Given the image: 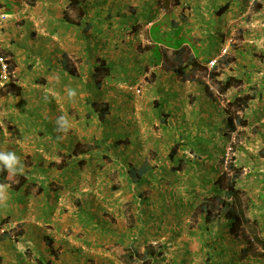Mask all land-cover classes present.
I'll return each mask as SVG.
<instances>
[{
  "label": "rangeland",
  "instance_id": "rangeland-1",
  "mask_svg": "<svg viewBox=\"0 0 264 264\" xmlns=\"http://www.w3.org/2000/svg\"><path fill=\"white\" fill-rule=\"evenodd\" d=\"M22 1L24 5L19 14L22 23H18V27L15 25L14 34L24 50L31 46L34 40L30 36L31 26L36 18L40 20L45 8L40 0ZM175 2L128 0L127 4L125 0H115V5L121 3L120 7L126 8L127 17L133 16L130 23L119 21L120 15L111 13V7L99 8L98 11L105 12L98 16L101 31L108 37L101 38V48L112 42L110 49L119 56L118 69L110 79L103 75L96 76L93 81H89L87 75L84 80L79 79L85 72L75 69L73 75H63L71 82L63 85L60 93L68 94L70 89L75 94L94 92L102 102L112 100L110 110L108 108L104 115L103 103L93 105L97 118L95 126L87 129L92 133L83 135V139L82 136L77 139L65 124L59 127L67 134L54 135L56 142L45 139L47 122L44 119L66 117L73 111L75 115L78 105L82 104L71 105L73 110L69 111L65 102L55 103L53 109L47 110L43 103L45 98L33 103L26 101L39 94L44 97L45 77L49 71L46 74L44 65L38 64L39 54L24 55V60L22 54H17L20 62L34 63L32 68L24 67L22 71H16L15 60L11 58L14 76L8 84L0 85V100L7 95L6 106L14 102L16 105L10 113L0 112V128L7 133V136H0L4 138L0 140V152H14L20 164L17 173L8 172L0 183L6 186L3 195L7 196L4 204H0V264H124V248L131 244L141 253L150 248L161 252L156 264H205L210 249L202 250L201 240L206 239L209 244L217 240L218 245L219 236L226 239L225 249L222 254L214 255L212 264H264L255 252L242 255L245 242L232 243L226 230L217 223L206 224L201 214V204L215 196L213 183L222 171L229 172L226 166L232 161L243 170L238 185L248 205V216L260 225L264 235V0H180L179 7ZM222 7L228 9L218 16L217 11ZM148 9L151 11L146 13ZM59 13L62 18H76V13L68 6ZM107 14L109 17H103ZM26 17L29 18L25 20ZM181 17L188 20L184 27L191 31L187 40L190 52L193 46L197 48V44L207 41L208 50H213L212 38H218L216 54L207 64H200L197 72L192 71L195 83L189 84L185 79L177 83L182 78L178 74L169 77L168 68L179 62L167 46L174 39L172 34L168 33L158 43L164 55L162 60L158 52L155 55L160 64L148 60L152 53L149 50L157 44L151 39L152 28L159 26L152 31L156 38L159 31L170 30L171 20L180 22ZM106 23L111 26L110 31H103ZM93 35L92 30L85 33L86 39L92 37L91 43L98 39ZM40 44L43 47L42 39ZM226 48L221 76L215 80L211 76L208 78L210 72L206 65L219 59ZM3 52L0 49V54L4 55ZM26 77H30L26 81L28 90L24 97L17 94L18 97L19 79ZM56 77L60 78L59 73ZM229 78L239 83L223 92L221 84ZM100 82L103 86L99 89L96 84ZM134 88H139V95ZM246 93L256 96L243 113L247 126L238 127V132L228 137L225 121L229 114L236 117L233 100ZM171 94L188 95L189 99L185 106L178 104L173 116L169 115L162 124L163 115L156 116L154 109ZM164 106L173 105L165 103ZM25 119L28 123L33 120L32 127L37 131L31 139L14 136L8 127L10 122L25 123ZM60 138L63 139L58 140ZM91 138L94 141H89ZM57 149L66 150V153L57 152ZM90 151L100 153L98 165L77 161L79 156L77 160L71 157ZM172 152L177 156L175 165L171 163L175 160L171 158ZM33 158L41 165L32 167ZM145 163L151 164L153 170L141 186L131 185L124 174L126 168ZM3 167L0 164V169ZM142 198L146 200L139 202ZM16 204L25 206L27 211H44L46 215L37 216L44 223L40 230L26 232L22 229L15 217ZM87 212L94 214L100 223L94 222L96 218L90 220ZM50 220H60V224L52 226ZM93 222L99 228L94 227ZM37 234L38 239H35ZM96 238L101 244L94 246L92 242ZM133 241H137V245L131 243ZM186 246L191 250L189 256ZM42 257L41 263L39 258Z\"/></svg>",
  "mask_w": 264,
  "mask_h": 264
},
{
  "label": "crops",
  "instance_id": "crops-1",
  "mask_svg": "<svg viewBox=\"0 0 264 264\" xmlns=\"http://www.w3.org/2000/svg\"><path fill=\"white\" fill-rule=\"evenodd\" d=\"M82 1H83V5L87 11V16H86V18H84L85 21L83 20V23H82L81 19L77 16V13L73 10L76 13V18H75L76 20L74 19L73 25H70L69 23H67V21H68V19H71V18L70 17L62 18L60 13H59V11L62 10V8H66L67 6L68 7L70 6V0H40L39 3L45 9L42 13V16L39 17L40 20H37V18H36V20L33 19L35 23H34V25L31 26L30 36L33 37L34 40H32L31 46L29 48L27 47L26 49L23 50L22 44L17 41L16 36L14 34V27H15V25L17 26L18 23L19 24L22 23L19 20V19H21V16L19 14H21V12H22L21 8L23 7L24 3L22 0H0V14L5 13L9 16L8 20L4 23V25L2 26V28L0 30L1 31V33H0V45H1L0 49H2V51H4L3 52L4 56L7 57L10 61H11V58L13 57L15 60L16 71H20V70L22 71L24 67H26V69H29V68H32V65L34 66V63H32V61H29L28 64H26V62L23 63L22 62L24 60L23 56L25 55V56L30 57V56H32V54H39L40 56L37 58V61H40V62L38 64L42 63L44 65L45 73H46V71H49L48 75H46V77H45V79L47 81V83L45 84V88L43 86L39 85V87L41 86V88H44V92H46V94H44V97L42 94H39L38 95L39 97L37 95L36 96H30L29 98L26 99V101L33 103V101H38V100L41 101V99L45 98L43 103H44L47 110L53 109L55 103L57 104V103H64L65 102L69 108V111L73 110L72 109L73 107H71V105L82 104L80 106L78 105L77 109L75 110V115H72L74 113V111H73V113L66 116V119L68 120V122L70 124V127L67 126L66 129L69 132H71L75 137H77V139H80V136H82L81 139H83V137H84L83 135L92 133L91 131H87V129H91L92 127L95 126L94 122L96 121L97 118L95 116L94 106H96L99 103H101V104L102 103L103 104L108 103V108L110 110L109 103H110V101L112 102V100L110 99L108 101L102 102V101H100L99 95L95 94L94 92H92V94L89 93L87 95L86 94H75V96H69V94H60L63 92V85H66L67 83L71 82L69 79L63 78V75H66V77H68V75L70 74L69 73L70 70L82 69L81 71L85 72V73H83L82 76L79 77V79L84 80L85 79L84 75H87L88 80L93 81L96 77L94 67L96 66V64L98 62L97 60H99V59H104L110 66L113 67L112 73H115V71L118 69V63H119L118 58H119V56L114 55V52H113L114 49L113 48L110 49V46H112V42H110V41L104 44L105 47L101 48V38L103 37L104 39H108V37H105V34L102 33V31H101L102 27L100 26L101 23L98 22V20H99L98 16L101 15V13L105 14V12H101V10L100 11H98V10L101 7L102 8L105 7L107 9L111 7V9H112L111 13H114L115 15H120V17H118V20L121 22H123L124 20H128V22L130 23L131 18H133L132 15L127 17L126 16V8H124V9L121 8L120 7L121 3H118L117 5H115L114 4L115 0H113V2H110V0H82ZM125 2L128 4V0H125ZM91 7L93 9H89ZM58 9H60V10H58ZM128 9H131V7L129 6ZM150 11L151 10L148 9L146 13H149ZM133 13H135V12H133ZM109 15L110 14H107L106 16H103V17L107 18V17H109ZM28 18L29 17H26L24 19L26 20ZM66 19H67V21H66ZM31 21L32 20H30L28 23H31ZM84 22H88L89 24H91V27H89L88 31L92 30V33L94 34L93 38L98 37L97 40L94 39L93 43L90 42V40L92 39L91 36H90L91 39H86L85 33H87L88 31L87 32L83 31L84 27H86V26L82 25V24H84ZM123 23H125V22H123ZM68 26L70 27V29L68 28ZM110 27L111 26L109 24H107V27L103 31L109 30ZM164 31H169V30L163 29L160 32L163 33ZM96 35H98V36H96ZM42 36H43V38H41ZM133 36H135V35H133ZM41 39L44 41L43 47H41V44H40ZM212 39H213V43H211V45H212L211 47H214L213 50H212V48H211V50H208L207 45H206V43L207 44L209 43L208 41L206 43L197 44V48L195 46H193V48H191V52H190V48L188 47V43L187 42H186V44L184 43V45H182V47L184 46L185 53H184L183 57H181L180 60L176 57L175 51L172 49V51L174 52L175 58H177L179 60V62H177V64H175V66L178 65L179 67L181 66L182 68H186L185 69L186 78L185 77L179 78L176 81L177 83H183L184 79H185L184 82L187 81L186 83H188V84L191 82L195 83L194 82L195 81L194 76L192 75V71L195 70L197 72V70H199V69H196V68L191 69L189 67H186L187 66V60L189 57H191L192 59H195L196 63H198V65H199V67H201L200 64L201 65L207 64L213 58L214 54H216V51L218 49V44H216V42L218 40L217 36L213 37ZM210 40H211V38H210ZM113 41H114V39H113ZM128 43H131V41L129 40ZM149 51H152V53H151V56L148 60H151V62L159 65L161 62L160 60H162L164 58L163 52L161 50H159L160 55H161V59L159 61H157V59L155 57L156 52L153 50V48L150 49ZM121 52H123V51L121 50ZM17 54L18 55L22 54L23 60H21V62L19 61L20 59L17 57ZM123 54L125 55L127 53L124 52ZM123 54H120V56H124ZM125 63H127V62H124V64ZM120 64H122V63H120ZM85 67H88V68H86V70H85ZM158 67H160V66H158ZM120 69L121 68H119V70ZM119 70L117 71V73L119 72ZM168 70L170 71L169 77L171 79L172 78L171 75L176 74V73L171 71L170 68H168ZM16 71H15V73H16ZM92 71H93V73H90ZM218 71L221 72L220 73V76H221L223 69L219 68ZM57 73H59L60 78L56 77ZM29 78L30 77L19 79L20 84L17 87L18 91L16 92V95L18 94L21 97L25 96V93L27 92L28 86H29L28 83H26V81H29ZM106 78H109V77H106ZM0 85L3 86L4 84L0 83ZM179 85L180 84H177V86H179ZM91 86H94V84H90V87ZM173 87H174V85H173ZM8 95L11 97V93H9ZM188 99H189L188 95L180 97L176 94H171L170 96H168L167 99L163 98L162 99L163 104H161L158 109H154V110H156V116H160V113H157V111H159V110L161 112H163L164 115H172V113H174V110L176 111L175 107L178 104L185 106V104L188 102L187 101ZM200 99H204V98H200ZM7 101H8V96L3 95L1 97V100H0V112H1V110H4L7 113H10V111L12 112V108L14 107V105H16V102L6 106L5 103ZM70 103H73V104H70ZM165 103L171 104L173 106L168 108L167 106H164ZM87 104H89V105L86 106ZM33 107H35V105ZM179 108H180V106H179ZM13 114L15 115V112H13ZM60 116H62V115H59V117ZM19 118L22 119L21 117H19ZM99 118H100V116L98 115V120H99ZM32 119H34L33 116H32ZM44 120H46V122H47L45 132H44L46 140H49L51 142H54V140H55V142H56V138H54V135H58V133L61 135L67 134L66 131H63V129L61 127H59L60 125L63 126L62 124H64V123L57 124V117L56 116H50L49 118H46ZM25 121H26L25 123H19L18 121H16V124L10 122V125L8 127H10V129H12L11 133L14 136L19 135L20 138L22 136H28V138L31 139L32 135L37 133V131H36L35 127H32V121L33 120L32 121L29 120V121H31L29 123L27 122L26 119H25ZM61 122H63V121H61ZM0 125H2V124H0ZM56 128H58V129L56 130ZM79 128L83 129V130H80ZM2 135L7 136V133L3 129V127L0 128V136H2ZM3 139L4 138L0 137V140H3ZM61 139H63V138H60L58 140H61ZM85 140H86V137H85ZM89 141H94V140H93V138H91V139H89ZM98 151L99 150H97L96 152H98ZM57 152L66 153V150L57 149ZM96 152L90 151V152H87L84 154H76V155L74 154L73 158L75 160H77L76 157L79 156L81 158H79V160H77V161L93 162L94 165H98L100 153L95 154ZM50 155L53 157L52 153ZM88 157H89V159H86ZM74 159H73V161H74ZM51 161H54V159H52ZM57 162L59 163V160H57ZM31 164H32V167H38V165H41L40 163L36 162V158H33V160H31ZM31 164H30V166H31ZM142 165L140 164L138 167H141ZM16 206L17 207H15V210H14L15 217H16V219H18L19 223L22 225L21 226L22 229H24L26 232H27V230L38 231L41 229V227L43 226L44 223L41 222L37 216L44 214V211H42V212H41V210L36 211V209L35 210L29 209L27 211L26 207L25 206L23 207V205L16 204ZM87 214L90 215L89 212H87ZM44 215H46V214H44ZM95 218L96 217L93 214V221L95 220ZM96 220L97 221H94V222H97V224H99L101 221V220H98L97 218H96ZM47 221H49V220H47ZM50 222H51L52 226L55 224H60V220H50ZM94 222H93L94 227L99 228L97 225H95ZM25 236H27V234H24V237ZM34 238L38 239V234L35 235ZM137 238H138V235H137ZM93 240H94V242H92V243L94 246L101 244V242L98 241L97 238L93 239ZM133 243L136 244L137 241H133ZM43 258L44 257L39 258V262L42 263Z\"/></svg>",
  "mask_w": 264,
  "mask_h": 264
},
{
  "label": "trees",
  "instance_id": "trees-1",
  "mask_svg": "<svg viewBox=\"0 0 264 264\" xmlns=\"http://www.w3.org/2000/svg\"><path fill=\"white\" fill-rule=\"evenodd\" d=\"M176 6H180L181 2L180 0H176ZM70 9L74 10L77 13V16L81 19L82 23L84 18L87 16L86 8L83 5L82 0H70ZM228 9V7H222L217 11L218 16L224 15L225 11ZM67 21V19H66ZM69 21V22H68ZM67 23H74L73 20L68 19ZM188 20L185 17H181V21L177 20H171L169 27V31H164L161 33L160 31L157 33V37H154V30L158 28L159 26H154L151 31V39L153 41H156V45L153 46V50L160 54V48H159V42L162 41L161 38H164L168 33L172 34L174 39H171V44L167 45L170 49H173L175 51L176 57L180 60L181 57H183L185 53L184 43L186 44L187 40H189L188 34L191 33L190 30H186L184 27V24ZM99 23H101L100 20H98ZM78 23V22H77ZM83 26H86L85 32L91 27V24L88 22H84L82 24ZM168 25V24H167ZM88 28V29H87ZM175 33V35L173 34ZM183 39V40H182ZM185 40V41H184ZM202 41V40H201ZM152 49V48H151ZM97 64L94 67L95 76L101 77L105 75V77H111L112 75V69L113 67L110 66L104 59L97 60ZM158 61V60H157ZM10 62V61H9ZM11 63V62H10ZM11 65V64H10ZM224 64L219 62L217 68H215L213 74L211 75V78L213 80L220 77V71H218L219 68L222 67ZM189 68H196L200 69L198 63H196L195 59H192L191 57L187 60V66ZM12 68V65H11ZM185 69L181 66H173L170 68L171 71L178 74L180 77H185ZM13 70V69H12ZM196 72L195 70H193ZM217 71V72H216ZM69 73L73 75L74 70H70ZM236 83H239L238 80L235 78H229L225 82H222L223 92L228 91L231 89ZM99 89L103 86V82H100L96 84ZM206 87V86H205ZM256 99L255 93H246V94H240L238 97H235L233 100L232 105L236 107V117L228 115L225 123L226 128L228 129V137L232 135L233 133L238 132V127H246L247 121L244 119L243 113L246 109H248L249 105ZM158 109V107H157ZM108 111V104H104V107L102 108L103 115L105 112ZM160 116L163 115L162 124L166 123V118H169V115H164L163 112L159 110ZM161 118V117H160ZM176 152V150H175ZM171 153V158H176V153ZM74 156V155H73ZM71 156V157H73ZM176 159L172 160V164L175 165ZM175 167V166H174ZM61 169H64L61 168ZM226 169L229 170V172L222 171L221 176L213 183L215 192V196L210 197L206 202H203L201 204V214L203 216V220L206 224H213L217 223L219 226L222 227L223 230H226L228 233V238L231 240L232 243L240 241L245 242L246 249L242 250V255H246L248 253L255 252L257 257L264 260V235L261 232L260 225L256 221H252V219L248 216L247 208L248 205L244 201L243 198V190L239 187V181L242 177L243 170L236 164H233L231 161V164L226 166ZM153 170V167L151 164H143L141 167H134V166H128L126 168V172L124 173L128 178L131 185L135 186H141L148 176V174ZM175 171H179L175 170ZM8 170L3 167L0 170V183L3 182L5 177L8 175ZM146 199L142 198V200H139V202H144ZM147 202V201H146ZM148 203V202H147ZM250 207V206H249ZM88 215V214H87ZM88 217H91L90 220L93 218V214L88 215ZM139 238V237H138ZM218 240L220 242L217 245V240L213 244H209V241L206 239H202V250L210 249L206 254V260L205 264H212V261L214 259L215 254H222L225 249V241L226 239L224 237L219 236ZM133 243V242H131ZM258 247L260 250L258 251ZM188 246H186V251L189 253L191 250ZM258 251V252H256ZM159 255H161V252L156 253L153 248L145 250L143 253H141L140 250H138L133 244L129 246V248H124V254H123V262L124 264H156V260L158 261ZM264 263V262H263Z\"/></svg>",
  "mask_w": 264,
  "mask_h": 264
},
{
  "label": "clouds",
  "instance_id": "clouds-1",
  "mask_svg": "<svg viewBox=\"0 0 264 264\" xmlns=\"http://www.w3.org/2000/svg\"><path fill=\"white\" fill-rule=\"evenodd\" d=\"M2 55V54H1ZM227 55L221 57H218L219 59L213 60L216 61L214 66H211L210 63L213 62L211 61L208 66L206 65V69L209 70L211 73L212 71L214 72L215 68H217L219 62L223 63V60H225ZM224 64V63H223ZM225 65V64H224ZM14 72V71H13ZM217 72V71H216ZM209 73L208 78H210L211 74ZM8 84V83H7ZM69 96H75V91L74 90H69L68 92ZM63 121L65 125L70 127V124L66 117L60 116L57 118V123ZM0 164H2L10 173L15 174L17 172V165L20 164L19 158L15 155L14 152L8 151V152H0ZM19 172H23V167L19 170ZM6 189L5 185H0V204H4L3 201L7 200V196L5 197L3 195V191Z\"/></svg>",
  "mask_w": 264,
  "mask_h": 264
},
{
  "label": "built area",
  "instance_id": "built-area-1",
  "mask_svg": "<svg viewBox=\"0 0 264 264\" xmlns=\"http://www.w3.org/2000/svg\"><path fill=\"white\" fill-rule=\"evenodd\" d=\"M9 16L5 13H1L0 14V30L2 28V26L4 25V23L8 20ZM227 53V48L223 50L221 57H223V55H225ZM10 60L5 57L4 55L0 54V83L2 84H7L10 82L11 78L14 76V72L11 68L10 65ZM216 63V61H213L210 63L211 66H214ZM135 94L139 95L138 93H140L141 91L139 90V88H134ZM132 90V92H134ZM4 232V230L2 231Z\"/></svg>",
  "mask_w": 264,
  "mask_h": 264
}]
</instances>
